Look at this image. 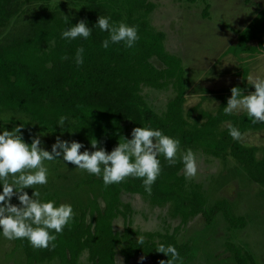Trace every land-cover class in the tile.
<instances>
[{"label": "trees", "instance_id": "trees-1", "mask_svg": "<svg viewBox=\"0 0 264 264\" xmlns=\"http://www.w3.org/2000/svg\"><path fill=\"white\" fill-rule=\"evenodd\" d=\"M69 2L71 8L67 11H63L64 3H59L54 9L42 10L23 22L20 18L29 8L43 5L48 8L50 0H0L3 130L11 132L20 124L24 125L19 134L29 146L33 138L45 135L55 141L59 137L68 142H80L85 146L81 152L104 148L110 153L121 137L132 138L134 128L152 127L180 140L178 156L190 148L201 149L216 158L232 157L245 177L264 190V151L258 157L257 148L233 140L228 131L231 123L242 136L248 132H264V123L253 124L247 114H225L223 108L227 99H222L213 115L200 111L199 104L184 114V68L178 57L166 51L165 34L150 24L149 15L155 9L153 3L148 0ZM99 15L111 16V22L117 24L123 21L138 26L140 39L135 47L127 49L122 44H114L103 49L101 42L108 33L94 27ZM63 16L68 19V25ZM81 20L93 28L88 40L78 38L69 42L61 38L67 26ZM255 40L256 45L250 46ZM79 47L85 49L84 64L77 67L73 58ZM228 52L235 56L264 54V10L239 34L237 45ZM64 56L69 59H61ZM152 59L157 60L161 68H157ZM169 86L175 91V97L159 115L148 106L141 90L144 87L163 90ZM61 117L68 119L58 126ZM93 139L97 141V149L91 147ZM158 158L161 174L152 185L150 195L145 192L141 179L129 177L119 184L105 186L101 178L78 170L70 163L65 162V167L59 160L51 161L57 168L56 177L51 175L46 185L24 191L30 197L32 191H39L42 201L53 200L56 206L70 204L75 217L58 235L54 249L33 248L26 239L13 241L34 264L53 261L81 264L80 257L84 253L87 254L86 264H117L118 255L123 264H129L136 256L148 258L150 264H160L167 260L156 251L160 244L173 245L184 258V264L196 261V247L179 243L174 234L134 230L126 213L120 209L122 193L146 197L155 206L169 205L171 216L179 218L181 224L197 216L211 224L220 214L229 228L245 227L244 218L232 216L224 202L208 208V196L202 188L187 187L179 158L173 166L163 155ZM10 202L19 206L15 196ZM118 217L124 219L121 233L113 230V222ZM140 236L144 237L142 245L137 243ZM227 250L228 264H257L249 252L232 243H227ZM219 263L227 264V261Z\"/></svg>", "mask_w": 264, "mask_h": 264}, {"label": "rangeland", "instance_id": "rangeland-1", "mask_svg": "<svg viewBox=\"0 0 264 264\" xmlns=\"http://www.w3.org/2000/svg\"><path fill=\"white\" fill-rule=\"evenodd\" d=\"M155 5L149 15L150 24L165 34L166 51L178 57L185 72L186 92L183 105L184 114L196 105L200 111L215 114L222 99H229L231 89L239 88L244 95L254 91L250 75L264 77V54H239L228 52L237 45L239 34L250 27L259 12L264 10V0H148ZM64 3V10L71 8L69 0H50L46 5L29 8L20 20L25 22L30 16L57 4ZM45 7V8H44ZM44 8V9H43ZM257 40L249 43L255 46ZM161 68V64L152 59ZM141 95L148 106L157 114L165 112L167 103L175 97L171 86L163 90L144 87ZM245 111L233 113L239 116ZM3 118L0 116V131ZM226 126V125H225ZM224 126V127H225ZM6 129V128H5ZM6 131H10L6 129ZM41 147L51 151L54 138L37 136ZM36 137V138H37ZM240 142L258 149V157L264 151V132L245 133ZM198 162L197 175L187 177L183 171L187 187L200 186L208 196V208L224 202L230 214L245 220L244 228L231 229L223 216L218 214L211 224L202 216L181 224L179 218L171 216L169 205L155 206L148 198L122 193L121 211L130 220L131 227L141 232L174 234L179 243L196 247V261L192 264H220L229 261L227 243L249 252L257 262L264 264V190L252 183L239 169L238 163L230 156L216 158L201 149L192 150ZM49 176L56 177L53 162L45 161ZM81 195H85L81 194ZM89 197L92 194H88ZM80 197V193H78ZM101 207H104L100 200ZM127 207V208H126ZM115 232L124 229L123 217L114 220ZM80 263H87V254L80 257ZM116 263L123 264L120 255ZM0 264H34L29 262L22 248L13 240L0 237ZM37 264V263H36ZM42 264H59V261ZM129 264H150L148 258L136 256Z\"/></svg>", "mask_w": 264, "mask_h": 264}, {"label": "clouds", "instance_id": "clouds-1", "mask_svg": "<svg viewBox=\"0 0 264 264\" xmlns=\"http://www.w3.org/2000/svg\"><path fill=\"white\" fill-rule=\"evenodd\" d=\"M64 17L65 25L68 19ZM95 28L107 32L108 36L101 42L105 50L111 45L122 44L127 49H133L140 39L138 26L128 25L121 21L111 22V16H98ZM93 28L88 27L84 20L74 26H67L61 32V38L67 41L76 39L88 40ZM84 47L76 49L74 63L77 67L84 64ZM61 59H69L67 56ZM254 91L244 95L233 87L223 112L227 115L245 111L252 118V123H264V77L250 75ZM61 117L58 126L67 120ZM24 125L15 127L11 132L0 131V237L7 240L26 239L36 249H54L58 235L62 234L75 217L70 204L55 205V201H42L39 191H32L31 197L25 189L48 183L49 169L45 161H61L74 165L89 175L102 179L105 186L119 184L126 178L142 180L144 190L149 195L152 185L161 174V162L158 158L163 155L170 166L177 163L179 158L183 164V173L187 177H195L198 170L196 154L192 149H186L181 155L179 139L165 135L161 130L152 127H137L131 132V139L120 138L117 146L109 153L104 148L93 152L81 149L85 146L76 141L68 142L57 137L51 146V151L43 149L41 140L33 138L29 146L24 142L21 133ZM230 137L239 141L241 131L228 124ZM122 141V142H120ZM91 147L97 149V141H91ZM11 181V182H9ZM15 196L19 206L10 201ZM113 225L118 226V222ZM137 243L143 244L144 237L137 238ZM167 257L160 264H184V258L173 245L160 244L156 250Z\"/></svg>", "mask_w": 264, "mask_h": 264}]
</instances>
